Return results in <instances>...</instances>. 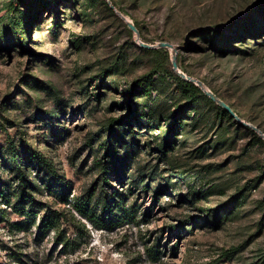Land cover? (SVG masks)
Instances as JSON below:
<instances>
[{"label": "rangeland", "instance_id": "obj_1", "mask_svg": "<svg viewBox=\"0 0 264 264\" xmlns=\"http://www.w3.org/2000/svg\"><path fill=\"white\" fill-rule=\"evenodd\" d=\"M111 2L0 0V264H264V0Z\"/></svg>", "mask_w": 264, "mask_h": 264}, {"label": "trees", "instance_id": "obj_2", "mask_svg": "<svg viewBox=\"0 0 264 264\" xmlns=\"http://www.w3.org/2000/svg\"><path fill=\"white\" fill-rule=\"evenodd\" d=\"M188 87H194L197 89V86L193 83L190 82H185V86L183 87L184 91H187ZM207 97V96H206ZM224 115H226L228 118L232 119L231 113L227 110L224 109ZM17 158L18 157H14L13 161L14 166L16 167V174L18 177V182L19 184L22 186L24 185V188L22 191L21 196L18 198L17 201V210H20V212L22 213H26L27 210H34V208L36 207V201H35V197L32 191H30L31 189H34L33 186H31V183L29 181V179L27 178V175L25 173V169H26V165H27V161H18L17 162ZM31 158L32 162H37L40 163L42 168H46V176H48L49 178V182L53 183L52 187H54L55 189H57L60 192H64L65 191V187L66 184L64 182V178L61 177L55 166L53 165V163H51L50 161H48L47 159L43 158V157H38L36 158L35 156L29 157ZM27 159V158H26ZM109 166H105L103 168H108ZM36 189V188H35ZM57 216L55 215L54 212L49 213L48 215H45L42 222H41V228H49L51 226H55L56 225V221H57ZM195 227V224H193L192 230ZM186 227L184 226V223H182L181 229H185ZM169 229L173 232V233H177L180 235V231L179 228L176 225H169ZM157 254L156 251H153L152 255L155 256Z\"/></svg>", "mask_w": 264, "mask_h": 264}, {"label": "water", "instance_id": "obj_3", "mask_svg": "<svg viewBox=\"0 0 264 264\" xmlns=\"http://www.w3.org/2000/svg\"><path fill=\"white\" fill-rule=\"evenodd\" d=\"M110 4H111V7H113L114 9L117 10V8L115 7V5L111 2V0H109ZM118 11V10H117ZM118 13L124 17L127 21H128V24L129 26L136 32H138L137 30V27L136 25L134 24L133 21L129 20L123 13H121L120 11H118ZM143 44L145 46H148V47H152L153 45L151 44H148V43H144ZM161 47H173L174 45L169 43V42H162L159 44ZM173 65H174V68L177 70V72L184 78L186 79H191V77H188L183 71H181L179 68H178V65H177V62L174 60L173 62ZM199 84L200 85H203L201 81H199ZM204 89V87H203ZM205 92L207 93L208 96H210L213 100H215L217 103H219L221 106H223L224 108H226L230 113L231 115L238 117V115L235 113V111L225 102L223 101L222 99H220L219 97H217L211 90L205 88Z\"/></svg>", "mask_w": 264, "mask_h": 264}, {"label": "bare ground", "instance_id": "obj_4", "mask_svg": "<svg viewBox=\"0 0 264 264\" xmlns=\"http://www.w3.org/2000/svg\"><path fill=\"white\" fill-rule=\"evenodd\" d=\"M129 20H131V19H129ZM132 21V20H131Z\"/></svg>", "mask_w": 264, "mask_h": 264}]
</instances>
